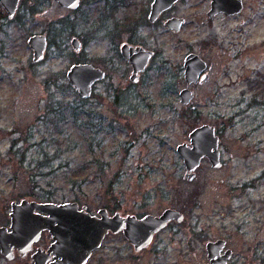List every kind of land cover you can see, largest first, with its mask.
Masks as SVG:
<instances>
[{
    "label": "rangeland",
    "instance_id": "rangeland-1",
    "mask_svg": "<svg viewBox=\"0 0 264 264\" xmlns=\"http://www.w3.org/2000/svg\"><path fill=\"white\" fill-rule=\"evenodd\" d=\"M150 1L82 0L71 12L52 0H21L13 19L4 15L0 213L20 198L137 217L172 208L183 221L157 232L148 248L134 252L121 233L108 232L88 264H209L205 243L217 239L226 240L233 264H264V0L248 3L234 19L217 17L212 26L208 0H181L154 27L141 18ZM171 15L185 19L179 32L162 25ZM128 16L137 18L134 29L117 28ZM32 34L48 40L38 64L26 43ZM72 37L83 43L78 54ZM122 43L155 53L137 83L128 80ZM188 53L211 67V79L190 85L194 97L182 105L178 93L186 87L182 64ZM75 63L109 75L82 103L62 86ZM77 106L78 117L90 113L91 129L72 122ZM204 124L215 129L222 164L212 168L203 158L187 181L176 146L189 145L190 131ZM94 154L99 173L85 169Z\"/></svg>",
    "mask_w": 264,
    "mask_h": 264
},
{
    "label": "water",
    "instance_id": "water-1",
    "mask_svg": "<svg viewBox=\"0 0 264 264\" xmlns=\"http://www.w3.org/2000/svg\"><path fill=\"white\" fill-rule=\"evenodd\" d=\"M55 1L69 8L78 6V0ZM178 1L153 0L148 19L154 22L162 11ZM17 2L18 0H0L9 16L14 13ZM242 6L241 0H213L209 15L219 12L226 15L239 13ZM183 22V18L172 17L165 21L164 26L178 32ZM26 43L31 50L32 62H40L47 49L46 37L42 34H34L27 39ZM70 45L75 52L81 49V43L76 38L71 39ZM119 54L131 65L130 80L137 82L138 74L145 70L153 52L125 43L120 46ZM182 68L187 86L196 83L199 78L201 83L207 82L208 75L205 73L207 65L198 54H187L183 59ZM65 77L78 98L88 99L94 84L104 79L105 73L90 63H75L69 66ZM178 96L182 105H188L194 94L185 87L179 91ZM188 137L189 145L182 143L176 146V152L182 158L185 168L184 179L192 181L195 178V169L203 158L208 160L212 168L221 167L219 138L213 126L206 124L198 126L190 131ZM32 209H38L46 216L38 215L39 218L25 221L27 210ZM10 216L13 234L24 232V225L27 223L37 234L40 230H48L52 234L54 243L50 251L54 253L56 259L53 264H84L108 232L113 234L122 232L134 251L138 252L148 247L154 235L170 222L181 223L184 219L180 211L172 208L164 209L159 215L145 214L141 217L133 214L121 215L119 212L109 215L105 208L99 209L95 215H92L86 210V206L78 209L76 202L52 203L26 199L12 205ZM3 230L0 228V246L4 250ZM205 251L209 264H229L231 250L225 249L224 239L207 241ZM37 259L36 257L35 264H41Z\"/></svg>",
    "mask_w": 264,
    "mask_h": 264
},
{
    "label": "flooded vegetation",
    "instance_id": "flooded-vegetation-1",
    "mask_svg": "<svg viewBox=\"0 0 264 264\" xmlns=\"http://www.w3.org/2000/svg\"><path fill=\"white\" fill-rule=\"evenodd\" d=\"M20 1L21 0H18V2H17V5H16V8H15V10H14V13L11 15V16H9V14H8V12L5 10V8H4V6L0 3V6H1V8H2V10H3V13H0V29H1V21H2V18L4 17V15H5V17H7V19H13L14 17H15V15H16V11H17V9H18V7H19V3H20ZM56 5H58L60 8H62V9H65V10H67V11H71V12H76V11H78V9L80 8V6H81V4H82V0H78V6L76 7V8H69V7H65V6H62V5H60L57 1H55V0H52ZM92 1H103V3H105V4H107L108 2V0H89V2H92ZM179 1H181V0H179ZM178 1V2H179ZM242 1V9H241V11L239 12V13H234V14H231V15H226L225 13H222V12H219V13H217V14H212V15H209V12H210V10H211V3L213 2V0H208V3H207V7H208V9H207V12H206V15H207V18H208V24L210 25V26H212L211 25V23L213 22V20L214 19H216L217 17H221L223 20H225V19H234V18H236V17H238V16H242V14H244V12H245V10H246V8H247V4L248 3H253V4H256V3H258V1L259 0H241ZM152 2H153V0H151L150 1V3H149V7H148V10H147V12H146V19H145V16H143V17H141L142 19L144 18V21H145V24H147L148 26H152V27H154L155 25H157V21H159L160 20V18L162 17V16H164V14L165 13H167L168 11H171V9L175 6V4H177L178 2H176V3H174L170 8H168V9H166V10H164V11H162L161 12V14L159 15V17L154 21V22H151L149 19H148V16H149V13H150V7H151V4H152ZM26 4H29V3H27L26 2ZM112 7H114V5H112ZM172 17H176V18H183V17H177V16H174V15H171V16H168V17H166L163 21H162V25H163V27L165 28V30H167V28L164 26V23H165V21L167 20V19H169V18H172ZM137 19V18H136ZM136 19H132V18H130L129 19V16L127 17V21H126V24L125 25H118L117 24V28H119V26L121 27L122 26V30H126L127 32H129L131 29H134V27H135V25L132 23V20L133 21H136ZM184 19V18H183ZM139 20V19H138ZM245 20L244 19H241L240 20V24H243V22H244ZM160 23V22H159ZM185 24V19H184V22H183V24L181 25V28H182V26ZM181 28H180V30H181ZM179 30V31H180ZM169 31V30H168ZM171 32H174V31H172V30H170ZM178 31V32H179ZM174 33H176V32H174ZM32 35H34V34H32ZM43 35V34H42ZM31 36V35H30ZM29 36V37H30ZM45 36V35H44ZM28 37V38H29ZM46 37V36H45ZM27 38V39H28ZM73 38H76V37H72L71 39H73ZM71 39H70V41H71ZM77 39V38H76ZM46 40H47V37H46ZM79 40V39H78ZM79 42L81 43V49L78 51V52H75L73 49H72V47H71V49H72V51L75 53V54H78V53H80L82 50H83V48H84V46H83V43L79 40ZM122 44H125V43H122ZM122 44H120V46L122 45ZM127 44H129V43H127ZM129 45H131V44H129ZM47 46H48V40H47ZM71 46V45H70ZM120 46H119V50H120ZM131 46H140V47H142L141 45H131ZM143 48V47H142ZM144 49V48H143ZM146 50V49H145ZM46 51H47V49H46ZM46 51H45V54H46ZM149 51H152V50H149ZM153 52V55L151 56V58L149 59V61H148V64H149V62L154 58V56H155V53H154V51H152ZM45 54H44V58H45ZM189 54V53H188ZM120 55V54H119ZM187 55V54H186ZM185 55V56H186ZM43 58V59H44ZM201 58V57H200ZM31 59H32V56H31ZM42 59V60H43ZM41 60V61H42ZM40 61V62H41ZM125 61V60H124ZM40 62H38V63H40ZM126 62V61H125ZM38 63H34V64H38ZM126 63H128V62H126ZM147 64V65H148ZM128 65L130 66V74H131V72H132V68H131V65L128 63ZM206 65H207V63H206ZM147 67V66H146ZM99 69H101V68H99ZM211 69V67L210 66H208L207 65V68H206V71H205V73H207V75H208V80H207V82L206 83H208L209 82V80L211 79V74H210V72H209V70ZM104 73H105V78L104 79H102V80H100V81H98L97 83H95L94 84V86H93V88H92V93H91V96H94V89H95V86L98 84V83H100V82H102L103 80H105L106 78H108L109 77V75L103 70V69H101ZM145 70H146V68H145ZM144 70V71H145ZM143 71V72H144ZM143 72H140L139 74H138V81H139V78H140V74H142ZM130 74L128 75V80L131 82V83H137V82H132L131 80H130ZM183 79H184V77H183ZM185 81V80H184ZM68 83V82H67ZM206 83H201L200 82V78L197 80V82L196 83H193V84H206ZM185 84H186V81H185ZM69 85V84H68ZM190 85H192V84H190ZM189 85V86H190ZM189 86H187V84H186V87H188L189 88ZM190 89V88H189ZM91 96H90V98H91ZM90 98H88V99H80V98H78V99H80V100H82V101H84V100H89ZM60 104V103H59ZM65 108H68V107H65ZM23 199H26V200H33V199H28V198H20L19 199V201L17 202V201H12L11 203H10V207H5L4 208V210H2V212L0 213V228H3L4 230H3V233H2V241H3V246H4V250L2 249V247L0 246V264H35V258L37 257L38 259V261L39 262H41V264H53L54 262H56V259H55V255H54V253H52L51 251H50V248H51V246H52V244L54 243L53 242V237H52V234L48 231V230H40V232H39V234H37V232L36 231H34V228L32 229L31 228V225L30 224H25L24 226H25V230H24V232H21V233H14L13 234V231H12V228H11V216H10V213H11V209H12V205L14 204V203H19L21 200H23ZM77 203V202H76ZM82 206H85V205H79V203H78V209H81L82 208ZM99 209H101V208H99ZM98 209V210H99ZM86 210H87V207H86ZM97 210V211H98ZM88 211V210H87ZM89 212V211H88ZM116 212H118V211H116ZM90 213V212H89ZM115 213V212H114ZM90 214H92V213H90ZM38 215H41V216H46V214L45 213H43V212H41L40 210H38V209H32V210H27V213H26V216H25V221H28V220H31V219H34V218H39L38 217ZM92 215H95V214H92ZM43 217H41V219H42ZM31 231H33V232H31ZM119 233H121L122 234V232H119ZM123 235V234H122ZM36 237V238H35ZM154 238V237H153ZM7 240V241H6ZM153 240V239H152ZM127 241V240H126ZM130 244V243H129ZM131 245V244H130ZM150 245V244H149ZM101 246V245H100ZM100 246L98 247V248H96V249H94L93 251H92V253H91V255L89 256V258L86 260V262L84 263V264H88L89 263V261H90V259H91V257H92V255H93V253H95V251L97 250V249H99L100 248ZM132 246V245H131ZM149 247V246H148ZM148 247H146V248H148ZM133 248V247H132ZM225 249H228L227 247H226V240H225ZM230 249V248H229ZM231 250V249H230ZM133 251H134V249H133ZM135 252V251H134ZM232 250H231V257L229 258V260H228V263L229 264H233L232 262H231V258H232Z\"/></svg>",
    "mask_w": 264,
    "mask_h": 264
},
{
    "label": "trees",
    "instance_id": "trees-1",
    "mask_svg": "<svg viewBox=\"0 0 264 264\" xmlns=\"http://www.w3.org/2000/svg\"><path fill=\"white\" fill-rule=\"evenodd\" d=\"M62 86H64V88H66V90H67V89H70V86H69L68 84H66V83H63ZM91 98H92V96H91ZM84 101H88V100H84ZM82 102H83V101L80 100V103H82ZM58 104H59V103H58ZM63 109H64V108H63ZM65 109H69V108H65ZM60 110H61V105L58 107V111H60ZM74 110H75V113L72 114V117H71L72 122H73L77 127L87 126L89 129H91V127L93 126V124H92V118H91L90 113L87 114V115H84V116L81 115V116L85 119V120H84V119L78 117V113H81V112H82V110H80V107H79V106H77V108L74 107ZM57 119H58V120H64V117H62V115H61V117H60V115H58V118H57ZM78 120H79V121H78ZM89 143H90V142H89ZM99 160H100V157H99L98 155H95V154H94L92 161L88 162V166L86 165L85 169H86V168L91 169V170L94 169L97 173L101 172V170H102V166H99V165H98ZM99 163H100V162H99ZM55 170H56V169H54L53 171H55ZM94 173H95V172H94ZM86 178H87V177L83 178L82 181H84Z\"/></svg>",
    "mask_w": 264,
    "mask_h": 264
}]
</instances>
